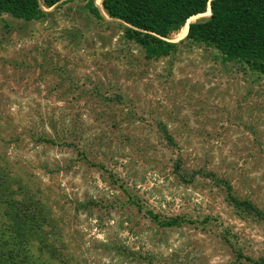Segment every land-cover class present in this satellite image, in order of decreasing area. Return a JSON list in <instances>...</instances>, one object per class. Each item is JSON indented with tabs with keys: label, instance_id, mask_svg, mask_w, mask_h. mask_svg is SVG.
<instances>
[{
	"label": "rangeland",
	"instance_id": "1",
	"mask_svg": "<svg viewBox=\"0 0 264 264\" xmlns=\"http://www.w3.org/2000/svg\"><path fill=\"white\" fill-rule=\"evenodd\" d=\"M102 1L0 14V264H262L264 76Z\"/></svg>",
	"mask_w": 264,
	"mask_h": 264
},
{
	"label": "trees",
	"instance_id": "2",
	"mask_svg": "<svg viewBox=\"0 0 264 264\" xmlns=\"http://www.w3.org/2000/svg\"><path fill=\"white\" fill-rule=\"evenodd\" d=\"M61 1L0 0V14L33 21L43 14L42 7L51 8ZM88 1L92 4L94 0ZM101 5L109 18L128 27L126 38L143 47L150 56L167 55L175 49L174 43L164 42L169 33L208 12L207 19L186 26L183 39L213 47L227 60L243 62L264 76V0H103ZM167 141L172 143L169 137ZM225 189L230 190L228 186ZM227 198L236 210L262 219L246 202L238 203L230 195ZM152 218L167 229L189 224L178 217L161 221ZM59 253L54 247L51 258L59 260Z\"/></svg>",
	"mask_w": 264,
	"mask_h": 264
},
{
	"label": "bare ground",
	"instance_id": "3",
	"mask_svg": "<svg viewBox=\"0 0 264 264\" xmlns=\"http://www.w3.org/2000/svg\"><path fill=\"white\" fill-rule=\"evenodd\" d=\"M207 11H208V9H207ZM205 14H207V16L209 17L210 16V14L208 13V12H206ZM205 15H203V16H200V17H195V18H201V17H204ZM195 18H191V19H189L188 21H187V23L189 22V21H192L193 19H195ZM186 23V25L182 28V31H181V33H180V35L178 36V38L179 37H183L184 36V34H185V29H186V26H188L189 24H187Z\"/></svg>",
	"mask_w": 264,
	"mask_h": 264
}]
</instances>
